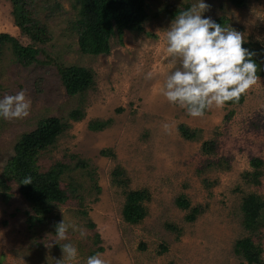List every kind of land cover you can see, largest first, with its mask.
Listing matches in <instances>:
<instances>
[{
	"label": "rangeland",
	"instance_id": "obj_1",
	"mask_svg": "<svg viewBox=\"0 0 264 264\" xmlns=\"http://www.w3.org/2000/svg\"><path fill=\"white\" fill-rule=\"evenodd\" d=\"M147 1L151 18L144 32L125 31L122 43L112 40L108 54L90 56L70 31L73 0H34L32 12L53 34L49 56L93 68L97 86L86 96L85 118L71 120L70 129L40 157L45 170L68 156L63 180L72 181L82 198L59 204L43 223L30 226L32 207L17 185L9 200L0 189V264H246L234 248L251 235L243 224L244 197H264V75L239 74L232 55L237 40L264 47V0H247L242 7L231 0ZM187 5L189 12L175 18L166 10ZM12 11L11 0H0V32L28 45ZM220 16L229 18L220 32L226 64L219 71L200 69L193 51ZM228 85L245 91L244 102H222ZM187 90L204 100L205 110L190 105L183 96ZM78 106L53 65L25 67L8 46H0V173L22 133ZM96 118L113 122L94 131L88 124ZM182 123L198 130V138L185 139ZM212 139L217 151L205 154L202 144ZM254 158L262 160L260 184L245 176L255 170ZM119 167L129 190L150 193L141 223L123 218L125 189L113 183ZM181 195L191 208H200L194 220L187 217L191 209L177 205ZM253 236L264 251V228Z\"/></svg>",
	"mask_w": 264,
	"mask_h": 264
},
{
	"label": "trees",
	"instance_id": "obj_2",
	"mask_svg": "<svg viewBox=\"0 0 264 264\" xmlns=\"http://www.w3.org/2000/svg\"><path fill=\"white\" fill-rule=\"evenodd\" d=\"M246 1L231 0L232 4L238 7L244 6ZM33 2L34 0H11L15 24L31 42L24 45L11 34L0 32V46H8L16 62L25 67L43 63L53 65L60 84L69 96L78 98L80 106L72 109L64 118L53 115L42 118L32 130L22 133L14 146L13 155L0 173V189L4 199L9 200L12 196L10 191L16 184L19 192L31 204L32 212H28L27 218L30 226L43 223L59 204L82 198L72 181L63 180V176L68 175L67 171L70 170L69 164L65 163L68 156L52 163L45 170L40 164V157L56 145L62 133L70 129L71 120L79 122L85 118L86 96L97 86L93 68L69 64L49 56L46 46L52 41L53 34L49 26L32 12ZM73 9L75 16L69 22L70 31L77 36L80 51L90 56L108 54L112 48V40L117 37L122 43L125 31L144 32L145 24L151 18L147 0H73ZM166 10L175 18L188 13L189 5L183 9L167 6ZM228 22L229 18L226 16L215 18L209 25L205 40L194 49L193 56L198 59L200 69L219 71L224 68L225 44L220 32L228 27ZM235 42L232 55L234 70L251 77L264 75V47L253 41ZM41 54H44L47 60H42ZM245 95L242 88L228 85L221 92V100L225 105L240 104L244 102ZM183 96L192 107L205 110L204 100L198 98L195 91L187 90ZM112 122V118H96L89 121L88 127L100 131L110 126ZM179 129L187 140H194L199 136L198 130L191 129L185 123L180 124ZM217 147L216 140H206L202 144V151L205 154H214ZM107 151L104 150L105 154H110ZM251 164L255 170L247 172L245 176L250 182L260 184L262 172L258 168L262 165V160L254 158ZM113 183L125 189L122 209L124 220L130 224L141 223L148 215L146 202L150 200L149 191L146 188L129 190L130 181L122 167L113 172ZM98 191L100 192L101 188L98 187ZM176 203L182 209H191L187 215L189 220H194L201 211L198 207L191 208L190 200L184 195L178 197ZM242 212L244 228L250 231L251 235L236 241L235 253L243 258L246 264H264L263 247L253 236L264 228V197L256 193L246 195L242 202ZM88 225L95 227L92 221ZM97 239V242L101 239L99 234ZM97 250L102 251L103 247ZM163 250L165 251L166 247H163ZM95 254L97 253L93 251L92 256Z\"/></svg>",
	"mask_w": 264,
	"mask_h": 264
}]
</instances>
